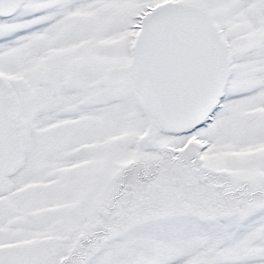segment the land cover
I'll use <instances>...</instances> for the list:
<instances>
[{"label":"snow or ice","instance_id":"1","mask_svg":"<svg viewBox=\"0 0 264 264\" xmlns=\"http://www.w3.org/2000/svg\"><path fill=\"white\" fill-rule=\"evenodd\" d=\"M0 264H264V0H0Z\"/></svg>","mask_w":264,"mask_h":264}]
</instances>
